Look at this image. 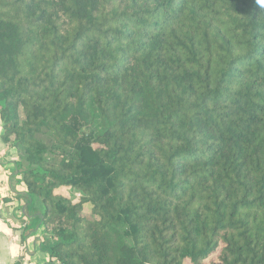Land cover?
<instances>
[{
	"label": "trees",
	"instance_id": "1",
	"mask_svg": "<svg viewBox=\"0 0 264 264\" xmlns=\"http://www.w3.org/2000/svg\"><path fill=\"white\" fill-rule=\"evenodd\" d=\"M0 122L51 264H264V0H0Z\"/></svg>",
	"mask_w": 264,
	"mask_h": 264
},
{
	"label": "crops",
	"instance_id": "2",
	"mask_svg": "<svg viewBox=\"0 0 264 264\" xmlns=\"http://www.w3.org/2000/svg\"><path fill=\"white\" fill-rule=\"evenodd\" d=\"M0 122V136L2 134ZM18 157L0 138V264H51L40 228L26 229L25 189L16 174Z\"/></svg>",
	"mask_w": 264,
	"mask_h": 264
},
{
	"label": "rangeland",
	"instance_id": "3",
	"mask_svg": "<svg viewBox=\"0 0 264 264\" xmlns=\"http://www.w3.org/2000/svg\"><path fill=\"white\" fill-rule=\"evenodd\" d=\"M67 194V192H65Z\"/></svg>",
	"mask_w": 264,
	"mask_h": 264
}]
</instances>
